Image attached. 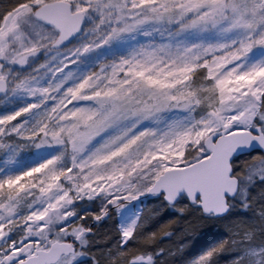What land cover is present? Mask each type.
Segmentation results:
<instances>
[{"label": "rangeland", "instance_id": "obj_1", "mask_svg": "<svg viewBox=\"0 0 264 264\" xmlns=\"http://www.w3.org/2000/svg\"><path fill=\"white\" fill-rule=\"evenodd\" d=\"M54 1L85 14L58 51L32 17ZM0 79V264L68 242L89 210L123 202L93 263L83 240L60 264H264L261 155L238 166L228 219L184 198L132 203L207 156L211 133L258 122L264 133V0H0ZM52 217L63 222L50 232ZM184 217L194 234L168 229Z\"/></svg>", "mask_w": 264, "mask_h": 264}, {"label": "water", "instance_id": "obj_2", "mask_svg": "<svg viewBox=\"0 0 264 264\" xmlns=\"http://www.w3.org/2000/svg\"><path fill=\"white\" fill-rule=\"evenodd\" d=\"M38 23L53 29L57 37L45 50L58 51L70 45L81 33L85 22L84 12H75L70 3L55 1L41 5L32 14ZM7 93L5 81L0 79V98ZM207 157L183 168L164 171L144 195L132 200L143 201L154 196H162L167 206H174L185 197L189 204L196 205L204 216L215 219L226 217L230 211L228 202L238 193L239 183L233 176L234 159L260 153L264 157V133L260 127L250 131L234 132L227 128L211 133L204 141ZM108 212L95 218L87 230H82L70 242H54L48 249L39 250L34 255L15 264H57L62 258L75 254L77 244L85 234L102 220ZM150 258H136L130 264H147ZM13 264L15 258L7 260Z\"/></svg>", "mask_w": 264, "mask_h": 264}, {"label": "trees", "instance_id": "obj_3", "mask_svg": "<svg viewBox=\"0 0 264 264\" xmlns=\"http://www.w3.org/2000/svg\"><path fill=\"white\" fill-rule=\"evenodd\" d=\"M259 114H260V116H262L263 118H264V105L262 106V108L260 109V111H259ZM262 118V119H263ZM257 125L258 126H261V123L260 122H258L257 123ZM257 155H259V154H251V155H248V156H244V157H240V158H238V159H235L234 161H233V170H234V174H236L238 171H237V169H238V166L243 162V161H246V160H248V159H250L251 157L250 156H257ZM241 192H239V194H238V196H237V200H240V198H241V195L243 194V192H242V190H240ZM156 198H158V199H162L161 197H156ZM151 199V198H150ZM147 200H149V199H147ZM162 201V204L164 205V206H166L164 203H163V200H161ZM122 204H125V202H123V203H120V204H118V205H116L115 207H107V208H105L102 212H100V210L99 209H97V208H94V209H91V210H89L88 211V213H87V215L79 222V224H78V230H79V232L81 231V230H87L88 229V227H89V224L91 223V221L94 219V218H96V217H99L100 215H101V213H103V212H105V211H108L109 212V215H108V217H107V219H105V220H102L100 223H98V224H96L91 230V234H89V235H85L84 237H83V239L78 243V245L77 246H80L81 245V242L83 241V240H91V243H89V241H87L88 242V244H86V246L84 247V249H83V255H84V257L85 258H87L88 259V261L90 262V263H93V260H95L96 259V257H97V254H98V247L93 243L95 240H96V242H105L106 240H107V236H106V233H105V230H106V228H105V223L107 222V220L109 219V217H111V216H113V214H114V212H115V208H117L118 206H120V205H122ZM247 209H248V207H246ZM185 218L186 217H184V219L182 218V219H180V220H178V219H176L175 218V220H172V222H170L169 223V225H168V229L170 230L172 227L175 229L176 228V226H181L180 228H182L184 231H186L187 233H193L194 234V227L196 228V226L194 225V223L192 222V224H189L188 225V223H187V220H185ZM206 219H208V218H206ZM224 219H228V218H223V219H221V220H224ZM220 220V221H221ZM176 221L178 222V225H175L176 224ZM62 220L60 219V217H52L51 218V220H50V223H49V225L47 226V229H48V231H55V230H58L59 228H61V226H62ZM179 222H180V224H179ZM216 222H218V221H216ZM186 225V226H185ZM205 225L206 226H208L207 225V223H205ZM54 229V230H53ZM193 229V230H192ZM176 230V229H175ZM172 231H174V230H172ZM156 237H157V235H156ZM73 238H71V240H72ZM94 239V240H93ZM71 240H69V241H71ZM68 241V242H69ZM93 241V242H92ZM155 241H156V243L157 242H161V240H159V238L157 237L156 239H155ZM76 253H77V251H76ZM21 256H23V255H21ZM77 255L75 254L73 257H76ZM73 257H71V258H73ZM138 257H140V256H138ZM146 257H149V258H151V260L153 261V257L152 256H146ZM145 258V257H144ZM22 259V258H21ZM21 259H18V260H21Z\"/></svg>", "mask_w": 264, "mask_h": 264}]
</instances>
